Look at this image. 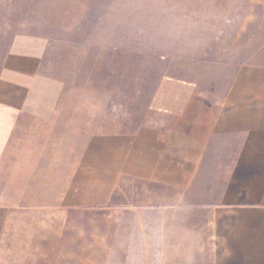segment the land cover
<instances>
[{
  "label": "crops",
  "instance_id": "crops-1",
  "mask_svg": "<svg viewBox=\"0 0 264 264\" xmlns=\"http://www.w3.org/2000/svg\"><path fill=\"white\" fill-rule=\"evenodd\" d=\"M22 2L0 0V264H53L65 250L70 213L111 207L126 180L157 186L171 202L160 211H174L182 231L173 234L178 253L164 257H196L205 260L203 264H264V203L248 205L240 181L200 185L212 141L223 132V109L205 107L192 85L165 78L150 105L157 121L128 133H102L101 112L97 123L96 115L81 118L75 109L59 105L64 81L47 71L57 44L86 51L135 50L117 44H134L136 37L150 43L144 31L88 30L107 20H182V28L189 30L181 28L174 41L167 40L194 43L193 49L203 50V44L246 34V23L241 26L240 20L263 19L264 0H61L57 18L62 22L47 23L45 31L9 24L21 18L17 10ZM129 24L133 30L134 22ZM161 34L158 42L168 35ZM223 57L208 60L229 61L238 55ZM255 121L238 152L240 172L246 169L248 153L249 162L263 161L264 128L257 127L262 120Z\"/></svg>",
  "mask_w": 264,
  "mask_h": 264
},
{
  "label": "rangeland",
  "instance_id": "rangeland-1",
  "mask_svg": "<svg viewBox=\"0 0 264 264\" xmlns=\"http://www.w3.org/2000/svg\"><path fill=\"white\" fill-rule=\"evenodd\" d=\"M47 1L23 0L17 10V16L21 18L10 20L9 24L27 30L45 31L47 23L62 22L61 18H57L62 10L61 0ZM52 12H55V18ZM127 21L134 22L133 30L131 24L126 25ZM243 21L246 23V34L226 36L230 41L203 44L201 46L205 49L198 50L193 49L197 45L194 43L173 42L176 32L182 28V20H107L101 27L92 25L87 29H98L96 31L108 34L114 31L120 34L127 30L136 34L144 31L150 34V43H142L136 37L134 44H117L138 48L135 50L86 51L66 50L63 48L73 45L57 44L56 50L50 52L47 71L64 81V97L59 105L75 109L81 118L93 119L96 115L97 123L101 112L102 133H128L157 121L150 105L163 79H180L192 85L202 105L221 108L226 114L219 127L223 132L214 138L206 157L200 185L221 187L240 181L241 188L245 186L248 192V205L264 203V156L260 157L262 162H249L248 153L245 172H240L237 163L241 143L245 134L247 138L250 136L249 130L254 128L256 118L257 122L262 120L257 127L264 128V18L240 20L241 26ZM112 22L114 25H111ZM116 22L119 26L115 25ZM179 23L180 26L177 25ZM182 30L189 29L185 26ZM166 32V41L164 38L163 42H158V34ZM155 36L157 41L153 42ZM10 38L11 35L5 36L7 44ZM169 38L173 41L169 42ZM144 46L163 51L142 50ZM210 47L218 49L212 51L208 49ZM232 53L238 57L229 61L208 60L227 58L223 55ZM198 55L206 60H192V56ZM224 62L258 65H212ZM263 139L261 137L260 142ZM162 191L151 184L126 180L118 188L111 207H90L81 212H71L64 229L65 250L52 263H205V260L196 257H164L178 253L174 249L173 234L180 229L182 231V228H178L174 221L177 218L174 211H160L165 203H171L160 195ZM185 218L189 216L184 215Z\"/></svg>",
  "mask_w": 264,
  "mask_h": 264
}]
</instances>
